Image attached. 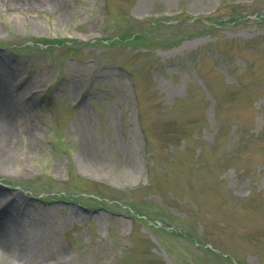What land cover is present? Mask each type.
I'll return each mask as SVG.
<instances>
[{"label":"rangeland","instance_id":"374dc122","mask_svg":"<svg viewBox=\"0 0 264 264\" xmlns=\"http://www.w3.org/2000/svg\"><path fill=\"white\" fill-rule=\"evenodd\" d=\"M0 73L27 264H264V0H0Z\"/></svg>","mask_w":264,"mask_h":264},{"label":"bare ground","instance_id":"6f19581e","mask_svg":"<svg viewBox=\"0 0 264 264\" xmlns=\"http://www.w3.org/2000/svg\"><path fill=\"white\" fill-rule=\"evenodd\" d=\"M0 87V91L3 94H5V92L9 91L10 89L8 81L1 76V73ZM3 108V110L0 108V110H2V112L0 111V144L3 143L2 137L5 136L4 134L8 130L7 127L13 119L12 113L14 112L7 104H5ZM32 131L33 130L31 128H28L26 131H24V135L29 138V141L32 140ZM2 150L4 149L0 147V154ZM5 232L6 231L3 229V227L0 226V264H27L33 259V257L36 259L40 253V237L38 238L36 233H34L32 236L35 241L33 240L30 244L26 243L25 241H20L18 244H16V242L8 239V236L5 235Z\"/></svg>","mask_w":264,"mask_h":264},{"label":"trees","instance_id":"16d2710c","mask_svg":"<svg viewBox=\"0 0 264 264\" xmlns=\"http://www.w3.org/2000/svg\"><path fill=\"white\" fill-rule=\"evenodd\" d=\"M192 19L194 21L199 20L202 23V26L207 28V29H216L217 30L220 26H222L221 21H211L209 19V17H207V20L203 17H196V18L193 17ZM236 19H237V17L232 21H235ZM157 23H158V21H157Z\"/></svg>","mask_w":264,"mask_h":264}]
</instances>
